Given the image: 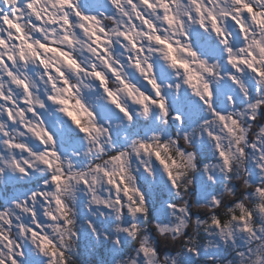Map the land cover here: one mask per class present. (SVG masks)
I'll list each match as a JSON object with an SVG mask.
<instances>
[{
	"label": "snow or ice",
	"instance_id": "snow-or-ice-1",
	"mask_svg": "<svg viewBox=\"0 0 264 264\" xmlns=\"http://www.w3.org/2000/svg\"><path fill=\"white\" fill-rule=\"evenodd\" d=\"M33 179L0 264H75L81 195L113 264H264V0H0V182Z\"/></svg>",
	"mask_w": 264,
	"mask_h": 264
},
{
	"label": "rangeland",
	"instance_id": "rangeland-1",
	"mask_svg": "<svg viewBox=\"0 0 264 264\" xmlns=\"http://www.w3.org/2000/svg\"><path fill=\"white\" fill-rule=\"evenodd\" d=\"M221 87L223 88V90L227 91L229 86L227 84H223V85H221ZM140 182L141 181H138V183H140ZM39 183L40 184L43 183L42 179L39 180ZM149 185L150 184H148V186H147L148 188H149ZM17 186L19 187V189H17ZM235 186L238 189L242 188L238 182L236 183ZM36 187H38L36 179H33L31 182L23 181V180H19V181L9 180V182L8 181L0 182V205H7L9 202V199H11L14 196L23 197L25 194H29L30 190H34ZM214 187H215V185H213L211 188H209L208 191L212 192V193L217 192L216 188L214 189ZM156 188L157 187H153L154 193L156 192L155 191ZM217 189H220V191H223L222 186H217ZM199 194H200V190H199L198 186H196V188H194L192 191L191 200L195 201V199L197 198V196ZM150 205H151L150 211L156 210L155 211L156 222L154 223V225H156L157 223H167V217H165L161 214L162 209L165 206H163L162 203H159L157 208H155L151 203H150ZM87 209H88L87 197L81 195L78 198V201L76 204V209H75V211L77 213V224L79 226V229L82 227L81 226L82 218L86 214ZM94 218L95 219H94L93 223L98 228V230H100L102 232H108L107 229L104 227V223H102L98 219V217L95 216ZM91 221H92V219H91ZM144 226L147 229L148 225L144 224ZM111 227L115 228L116 223H114ZM87 234H88V232L84 233L80 229V232H79L80 239L77 242L79 244L80 248H85V256H84L85 259H84L83 264H113V259H112V256L110 255V253L108 254L105 252L103 254V251H102V255H101L100 251H99V250H103V246L104 247L106 246V243L108 240H105V242H103V240H97L96 239V242H95V240L91 239V237H90L91 233H89L88 236H87ZM92 238H93V236H92ZM154 240L156 242L155 238H154ZM98 251H99V253H97ZM103 255H104V257H103Z\"/></svg>",
	"mask_w": 264,
	"mask_h": 264
},
{
	"label": "trees",
	"instance_id": "trees-1",
	"mask_svg": "<svg viewBox=\"0 0 264 264\" xmlns=\"http://www.w3.org/2000/svg\"><path fill=\"white\" fill-rule=\"evenodd\" d=\"M172 134L174 135L175 134V128H173L172 130ZM239 183V182H238ZM148 184H145L144 185V191L147 193L148 195V198H149V201L150 203L155 207L157 208L158 207V204L159 203H162L163 206H166V202L168 201L169 199V193L166 189L162 188V187H159V188H156L155 189V193L153 191V186L152 185H149V188L147 187ZM196 188V186L193 187V189ZM216 188L217 192L220 191V189H217V186L215 185L214 189ZM17 189H19V187H17ZM192 189V191H193ZM242 189V188H241ZM216 193V192H215ZM156 211V210H155ZM155 211L152 210L150 211L149 213V218L148 220L145 222V224L148 225L147 227V231L156 239V243L160 244L161 246H163V242L159 240L158 237H156V233H155V229H154V223L156 222V215H155ZM194 214L195 215H199L201 217H203L204 213L201 211V210H196L194 209L193 210ZM95 216L91 215L89 212H88V209L86 211V214L84 215V217L82 218V222H81V231H83L84 233H87V236L89 235V233H91L90 237L91 239L95 240L96 242V238L94 237V235L92 234L91 232V229H89L88 227V222L91 221L92 219V223L94 221V218ZM96 217H98V219L104 223V227L107 229V231L109 233H114V230L115 228L111 227L115 222L112 220V219H105V217L103 216H98L96 215ZM93 236V238H92ZM86 242V241H85ZM103 242H105V240H103ZM112 241L111 240H108L107 243H106V246L104 247L103 246V250H99L100 251V254L102 255V251H103V254L106 252V253H110V255L112 256L113 253H112ZM177 246L175 245H171L169 244V246L167 248H165V252L168 253V254H172V255H175V250ZM99 251L97 253H99ZM97 255V254H96ZM85 248H80L79 247V244L77 243V246H76V249H75V255H74V260H75V264H83L84 262V259H85ZM104 257V255H103ZM226 257L227 259H231L230 256H227L226 254Z\"/></svg>",
	"mask_w": 264,
	"mask_h": 264
},
{
	"label": "clouds",
	"instance_id": "clouds-1",
	"mask_svg": "<svg viewBox=\"0 0 264 264\" xmlns=\"http://www.w3.org/2000/svg\"><path fill=\"white\" fill-rule=\"evenodd\" d=\"M236 164H237V167H242V166H243V161L240 160L239 158H237V160H236ZM241 187L243 188L244 185L242 184ZM161 239H163V237H161ZM173 243H174V242H173ZM178 264H182V262H179V261H178Z\"/></svg>",
	"mask_w": 264,
	"mask_h": 264
}]
</instances>
